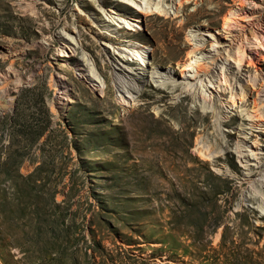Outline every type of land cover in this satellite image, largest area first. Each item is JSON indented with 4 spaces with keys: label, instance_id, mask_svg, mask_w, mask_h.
I'll use <instances>...</instances> for the list:
<instances>
[{
    "label": "rangeland",
    "instance_id": "1",
    "mask_svg": "<svg viewBox=\"0 0 264 264\" xmlns=\"http://www.w3.org/2000/svg\"><path fill=\"white\" fill-rule=\"evenodd\" d=\"M186 1L144 14L120 0H0V264H264V211L241 200L243 173L259 179L264 164V124L242 116L248 75L264 72V0ZM190 33L206 55L229 40L252 49L261 63L245 65L247 96L232 104L214 85L205 107L192 90L171 92L201 55ZM128 43L146 49L144 64L121 52ZM114 71L135 101H119ZM226 73L239 90L235 65Z\"/></svg>",
    "mask_w": 264,
    "mask_h": 264
},
{
    "label": "bare ground",
    "instance_id": "2",
    "mask_svg": "<svg viewBox=\"0 0 264 264\" xmlns=\"http://www.w3.org/2000/svg\"><path fill=\"white\" fill-rule=\"evenodd\" d=\"M96 1L99 4L101 2H103V0H94V2H96ZM120 1L121 2H128L129 1V2L134 3L135 5L138 6V8L145 11V12H143L144 14H148V11L152 10L151 6H153V9L156 10L155 12H157L159 14L160 13H166L165 12L166 10H164V7H162L161 1H163V0H161V1L149 0L144 4H142L143 2L142 3L140 2L142 0H140L139 2H136L134 0H120ZM185 1L186 0H177V5H175V7L173 8V11L175 14L180 11L179 7L185 6ZM170 7H173V5L171 4ZM240 9H241V4H239L238 6L232 5L229 8H227L223 14V17H222V25H226V27L229 26V23L238 15V12ZM98 17H102V16H98ZM98 19H100V18H98ZM111 19H113V16L108 15V19H106L105 17H102L101 20H99V21L103 22L104 25H106V26H110V24H114L111 21ZM140 19H142V18H140V16H137V20H140ZM123 25H124V23H123ZM127 25H131V24L127 23ZM225 32L228 33V35L230 34V30H228V29L225 30ZM197 36H198L197 33H190V38H188V39L195 41V42H193L194 45L192 46V49H198L199 52H201V55L198 57H196V56L191 57L190 56V57L186 58L184 63H182V65L180 66L181 79L179 80V82L176 84L175 83L176 81L171 80L173 82L168 83V86L170 87L171 92L175 93L178 89H180L179 92L181 94V93H189L192 90V95L195 98H198L199 102L205 107H208V105H209V104L206 105V102H207V99L208 100L210 99V97L213 93L212 86H214V85H216V87L220 86L221 91L223 93L225 92V89L229 86L228 93L230 95V102L232 104L235 101L234 98L236 95L238 96V99H240V100L243 99L244 96L247 94L246 93L247 90L245 89V87L242 84V81L244 80V76H245L244 75L245 65L246 64H247V66L248 65H254L255 63L259 62L258 59H256L255 56L253 55L252 49H249L248 47L242 48L243 46L241 44L240 45L242 47L234 48V46L231 45V40H229V41H224L225 42L224 47L221 49V51L218 48H216L214 52L211 51L213 49H208L207 54H209V55H206V53H202V50H204V48H205L204 43H201V41L198 40ZM218 42H219L218 38L215 37L213 39V42L211 43V46L215 47L216 46L215 44H218ZM65 43L67 44L66 46L68 48H71L72 50L74 49L75 46L72 45V42H70V39H69V41L67 39V41H65ZM72 46H73V48H72ZM222 51H226L227 53L225 52L226 54L222 55V53H223ZM121 52L124 54H127V55H132L134 53H137L140 60L143 61V63L140 62L139 64L145 63L144 57L147 56L146 49H141V52H139L138 50H136L134 48V46H132L131 44L128 43L123 48H121ZM218 56L219 57L222 56V57H220V59H221L220 64L217 61ZM217 62L219 65L217 64ZM259 63H261V62H259ZM231 64L235 65V68H236V73L234 75V79L239 84V87H238L239 90L236 89V85H235V89H234V85H231V83L228 81V75L226 72L228 70H230ZM255 67H256V65H255ZM258 67L260 70L259 72H257L255 69L253 76L248 75L249 78L247 80L248 81L250 80V82L253 85V89H254L253 92L249 91V93H253L254 97L251 100L250 109H247L245 114L242 115V116H244L245 119L249 120L248 124L251 127L257 126L259 124H264V122H263V120H264L263 119L264 118V72L261 71L262 68L260 67V65ZM79 69H80L81 74H85L86 78L88 79V82H90L93 86L96 85V87H98L101 92L103 91V89L101 87V83H103L104 81H102L101 79L99 80V76L94 72L95 70L93 71L91 66H89V67L85 66L84 68H79ZM216 69H217V74H216ZM218 69H219V71H218ZM209 70L212 72L211 74L209 73ZM214 70H215V73H214ZM186 71H190L193 74H187ZM208 74H210V76H208ZM167 75L170 77V76H172V73H167ZM125 76H123L122 74H119L118 72H115V75H114V83H115L116 89H117V91L120 92L119 93V97H120L119 101H124V102L135 101V98H133V96H134L133 92L135 90L138 91V88L136 87V85L134 83L130 82L127 78H125ZM162 76H163V74H160V77H162ZM168 76H166V77H168ZM205 77L207 78V80H205ZM213 77H216V78L214 79ZM222 80L224 81L225 85H221ZM159 82H161V81H159ZM202 87H204V89ZM241 128H243V127H241ZM200 141H201V144H198L197 151L202 156H210L211 150H212L210 144L209 143L205 144L204 140H200ZM240 149H241V146L237 145V149H236L237 152L239 154H242V151ZM250 151H251V154H254V149L250 150ZM242 156L244 157L245 154H242ZM248 160L249 159H246V161H248ZM258 162H257V164H258ZM258 169L260 170L259 173H261V175L259 176V179L257 178L256 180L253 176L251 168H248V170L243 173V175H244L243 179L249 183L251 190L249 187L247 189V193H244L242 195L241 200L256 203L257 206H259L261 208V210L264 211V200L260 197L261 195L264 196V193L259 188V186L264 185V175H263L264 164L260 163L258 165ZM257 192L260 193L259 196H257L255 194Z\"/></svg>",
    "mask_w": 264,
    "mask_h": 264
}]
</instances>
